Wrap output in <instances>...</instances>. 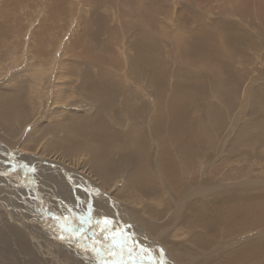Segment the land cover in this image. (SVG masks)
<instances>
[{
  "label": "bare ground",
  "instance_id": "bare-ground-1",
  "mask_svg": "<svg viewBox=\"0 0 264 264\" xmlns=\"http://www.w3.org/2000/svg\"><path fill=\"white\" fill-rule=\"evenodd\" d=\"M136 1H139L138 6L125 12V15L134 19L132 21L134 34L132 32L129 37L132 39L130 49L135 53V56H131L130 63L124 60L122 75L119 72L107 74L100 71L95 76L87 70H80L74 75L76 84L72 83L73 86L69 85L68 87H64L63 84L58 85L54 103L69 100L74 102L70 103L67 110L59 112L58 120H53L57 121V127L49 126L43 122L37 123L33 125L34 129H32L35 132L33 133L31 130L33 134L29 133V136L25 135L21 138L23 129L33 123L39 113L41 116L46 115V111L38 112L39 106H34L36 109H32L33 101L36 100L37 96L35 84L42 74L40 69L34 68L27 73V77L34 84L28 94L31 100L25 95L24 90H27L25 86L23 89L21 85H18L10 90L0 91V172L9 173L5 177L0 175V205L3 212L0 213L6 214V211L8 212L9 209L4 203H12L8 195H14L11 190H16L14 185L17 181L20 182L17 184L19 188L28 189L36 184L42 190H44V181H46L53 185L52 190L50 189L51 192L55 191L59 187L58 185L69 187L68 193L72 197L70 198L71 202L66 203H69V210L72 213L66 211L65 213L69 214L71 219L74 216V211L77 213L79 227L86 226L82 219L89 226L87 229L75 228L66 219H62L65 223L64 227L86 233L77 237L73 232L58 229V240L66 239L81 253L94 257L93 259H100L98 263L101 261L103 264L137 263V259L133 261L130 257H128L129 260H126V257H118L119 253L118 258H114L115 260L106 256L107 251L113 250L112 248L116 245L127 252H130L127 247L138 251L135 241L138 244L150 243L151 247H156L159 253L155 237L161 238V228L166 227L168 229L171 219L174 218L179 223H183L184 228L192 231L188 238L190 245L196 249L201 248L198 256H185L191 264H264V239L251 240V242L242 243L243 245L240 246H238V242L241 239H236L214 249L215 244L222 243L221 236L218 234L222 228L230 230L236 225L237 227L233 231L241 236L248 234L246 239L264 236V190L256 191L257 193H251L244 197L243 194L240 195L241 197H236L233 195V188L229 186L227 193L226 189L222 190L221 193L224 194L216 195V198L207 204H200L198 207L196 203H190L187 206V214L183 215L180 214L182 205L191 201L190 195L193 196V199L200 196L204 192L205 186L204 183L199 184L198 180H189L190 184L185 181L187 184L183 187L184 191L180 194L176 193L179 201L173 205V215L162 223L159 231H156L159 229L156 220L169 209L168 203L172 202L164 200L161 204L162 211L160 214L155 210L156 204L150 203L152 200L162 197L163 195H160L163 192L169 198V191L178 189L185 171L187 170L189 175L195 169L196 163H193V159L198 158L199 150L213 151L214 143L223 132L226 134V140L233 138V136L235 139L232 143L223 142L222 145L228 144L229 148L220 151L224 150L233 155L237 152L235 151L237 147L251 148V150H255L254 156L253 154L249 155L250 153H244L243 156L248 161L262 159L260 155H264V118L240 123L236 129L232 127V122L228 121V113L241 99L243 101L249 100L254 112L264 109V81L260 77L254 81L251 78L254 76L252 75L254 71L248 74L237 72V62L231 58L222 43L223 33H228L226 38L228 44H233L235 41L243 43L244 40L241 36H244L245 33L238 32L232 25H224L219 20L206 23L203 19L194 20L190 27L179 26L177 23L175 25L177 29L168 33L169 31L167 32L165 29L166 26L150 18V16V19L146 20L150 10L146 8L144 1L147 3L152 1ZM104 7L105 10L102 12L94 8L89 15L88 26L92 31L87 36L92 41H97L104 34L110 22L111 16L108 14L112 12L109 13L107 6ZM128 39H124L123 43ZM204 40L211 47L208 53H204L206 47L203 43ZM248 41L250 38L246 40V42ZM167 42L171 43L172 48H169ZM169 50H172L173 55L176 56L175 61L171 58ZM233 58L239 59L235 58L234 55ZM127 72L135 77L137 84L128 78ZM206 72L209 73L207 78L204 76ZM53 78L50 76L47 83L54 82ZM117 79L123 80L124 84ZM75 109H79L77 110L79 113H75ZM47 123H50V120L49 122L47 120ZM45 139L48 140L47 143L44 142ZM56 149L58 150V158L66 159L67 167L54 165L43 159L44 155H53L52 153H55ZM220 151L218 155L208 157L206 162L217 159L218 165L213 169V172L219 176L222 174L220 179L231 182L236 177H231V174H226L223 171L220 173L224 167V162L220 157L222 152ZM183 163L188 164L189 167L184 166ZM228 163H232V160L228 159ZM52 164L55 169L60 170L63 167L81 179H84L80 176L81 174L87 177L88 180L86 181L89 186L97 189V194L100 196L111 192L110 200L81 199L82 193L78 187L73 186L71 179L67 185L62 178L63 176L58 174L57 178L52 175L53 172L48 168ZM249 169L244 167L239 176L250 175L252 172ZM120 177L123 181V187L116 189L113 181ZM91 184L95 187H92ZM157 184L162 185L161 188L164 189L158 190ZM166 186L170 190L165 188ZM244 189L249 190L247 187ZM241 191H243L242 188ZM18 192L20 195L29 196L26 191L19 190ZM136 192L144 194L150 199L145 200L142 196V200H140ZM217 192L216 189L215 193ZM52 193L61 196V198L58 196V205L61 201L64 203L66 200V196L60 192ZM6 197L8 198L4 199ZM95 201L102 211L97 210ZM121 202L126 204V211L120 209L118 205L113 206L115 204L122 205ZM16 204L23 212L22 206L18 202ZM27 209L36 211L33 207H27ZM137 209L139 211L144 209L153 220L143 221L138 218L136 216ZM105 210L108 212L107 215H105ZM37 211L36 214L47 216L46 213ZM111 212H119L121 217H116ZM65 213L62 216L67 218ZM122 214L127 218L122 217ZM138 214L141 216L139 212ZM22 217L21 214V219ZM103 218L110 220L111 224L103 225ZM114 218L119 219L121 223ZM201 219L206 220L209 224L205 229L207 233L202 229ZM114 220L116 221L115 224L113 223ZM238 220L240 223L237 225L235 222ZM31 221L33 220L31 219ZM118 222L126 227L128 230L126 233ZM3 224L0 223V227H4L5 230L0 234L8 233L10 230L6 222ZM228 224L234 225L226 226ZM148 231L152 232H149L151 235H148ZM120 233L122 235H118ZM187 233L182 234L179 230L176 231L174 237L182 239V236ZM137 234L140 235L139 238ZM88 236L93 242L91 247L97 250V254L93 251L85 252L87 244L83 240L87 239ZM149 236L152 237L149 238ZM38 239V237L32 236V239L29 240L27 237V243L25 235H22L21 242L28 251L35 255L34 241ZM246 239L243 240L246 241ZM197 241L200 242V245ZM227 247H230L231 250L226 249ZM170 251L173 258H180L184 255V248L181 244L170 246ZM150 252L158 258L160 263L165 262L164 256L160 253H153L151 249L150 251L137 252V254L151 258ZM161 256L162 260L160 259ZM166 261L167 264H171L167 259ZM60 262H62L61 259ZM63 262L66 263L69 260L63 259Z\"/></svg>",
  "mask_w": 264,
  "mask_h": 264
},
{
  "label": "rangeland",
  "instance_id": "rangeland-1",
  "mask_svg": "<svg viewBox=\"0 0 264 264\" xmlns=\"http://www.w3.org/2000/svg\"><path fill=\"white\" fill-rule=\"evenodd\" d=\"M151 1L152 2H148V3L144 1V4L146 3L145 4L146 8L150 10L148 16L146 17V20L152 18L155 21L163 24L164 26H166L165 27L166 31L167 32L169 31L168 33H171L173 32L174 29H177L175 28V25L177 23L179 26L186 25V27L188 26L190 27V25H192L194 20H200V19H203L206 23L219 20V22H221L224 25L227 26L232 25L234 28H236L238 32L239 31L244 32L245 35L241 36V38L244 40L243 43L240 41H235L233 44H228L226 41L228 33H223L224 38L222 40V43L224 47L228 50L231 58L237 62V68H236L237 72H245L246 74H248L251 71H254V73L252 74L254 76H251V78L253 80L254 79L257 80V78L260 77V79L264 81V0H151ZM138 2L139 1L136 0H0V91L1 90L7 91L10 90L12 87L18 85H21V88L23 89V86H25L27 87V90H24L25 95H27L28 99L31 100L28 94L31 86L34 84L31 83L30 79L27 77V73L34 68H38L42 71L41 76L38 78L35 84V90L37 92V96H36V100L33 101L32 109L33 110L36 109L34 108V106L35 107L39 106L40 109L38 110V112L40 111L42 113V111H46V115L41 116V114L39 113L38 116L35 118L34 122L27 125L23 129L21 133V138H23L25 135L29 136L31 130L34 129L33 125L37 123L43 122L49 126L57 127V121H53V120L54 119L58 120L59 112L62 110H67L68 107H70L69 106L70 103H73L74 101L69 100L70 102L64 101V102L54 103L55 94L57 91L56 87H58V85L60 84L61 85L63 84L64 87H68L69 85L73 86L72 83L76 84L74 82V75H76L78 71L87 70L88 72L94 74L95 76H97L98 72L100 71L105 72L107 74H116V72L117 73L119 72L121 75L123 74L124 60L130 63L131 56H135V53L130 49V44L132 39L129 37L132 32L134 34L133 25H132V21H134V19L129 15H125V12L127 10H132L136 8L138 6ZM166 2L167 4H165ZM104 6H107V10L109 11V13L112 12L111 14H108L109 16H111L110 22L104 34H102L97 41H92L87 36V34H89L92 31V29L88 26L89 15L92 13V10L94 8H97V10L100 12L104 11L105 10ZM140 8L143 9L142 6H140ZM168 16H170L169 19ZM126 38L129 39L125 43H123L124 39ZM248 38H250V41L246 42ZM232 41H234L233 38ZM203 43L206 45V47L204 48V53H208L209 52L208 50L211 47L207 45L206 40H204ZM166 44L169 46V48H172L170 42H167ZM169 52L171 53V58L175 61L176 56L173 55V51L169 50ZM233 55L235 56V58H239V59H234ZM126 75H128V78L137 84L135 77L130 75V72H127ZM50 76H52V78L54 77L53 78L54 82L50 81L47 83V81L50 80ZM204 76L206 78L209 77V73L206 72ZM117 81L124 84L123 80L117 79ZM30 94L33 93L30 92ZM37 100L40 101L38 102ZM45 102L47 103L44 104ZM75 110H76L75 113H79L77 112V110L79 109H75ZM263 118H264V109H260L257 112H254L251 107V102L249 100L243 101V99L237 101L236 106L232 109V111L228 113V121L232 122V127H234V129H236L240 125V123L250 122L252 119H263ZM47 120L48 122L50 120V123H47ZM32 132L34 133L35 130L34 131L32 130ZM234 139L235 138L233 136V138H229L228 140H226V134L225 132H223L220 138L214 143L213 151L205 152L204 150L200 149L198 158L193 159V163H196L195 169L191 171L189 175L187 173V170L185 171L184 169L186 173L184 174L183 171L184 176L182 177L183 178L182 181H180V186L178 187V189L177 190L171 189V191H169L170 194L169 198L166 197L167 195L163 194L164 193L163 192L160 196L163 195L164 197L162 196L159 199L152 200L150 202L152 204H156L155 210L158 214H160L162 211L161 204L163 203L164 200L165 201L167 200L168 202L170 200L172 202V203H168L169 209L156 220L157 225L159 226V229L156 231H159L162 223H164V221H167L170 218V216L173 215L172 214L174 212L173 205L176 204V201H179V197L176 193L177 192L178 194H180V192L182 193L184 191L183 190L184 185L187 183L190 184L189 180H198L197 182L199 184L204 183L205 184L204 192L200 196H196L195 199H193V196L190 195L191 201H187L185 204L182 205V211L180 214L183 215L187 214V208H188L187 206L190 203L191 204L196 203L198 207H200V204L202 205L207 204V202L213 201L216 198V195L224 194L221 193L222 190L226 189V193H227V188L229 186L233 188V195L236 197H241L240 195L242 194L244 197L250 195L251 193H257L256 191L264 190V160H263L264 155L263 156L260 155V158H262L260 160L255 161V159H253L252 161H248V159H246V157H244L243 154L250 153L249 155L253 154L254 156L255 150H251V148L246 149L244 147L235 148V151L237 152L234 153L233 155L228 154L224 150H227L229 148V145L228 144L222 145V143L225 141H227L228 143H232L234 142ZM44 142L47 143L48 140L45 139ZM221 149L224 150L220 151ZM219 151L222 152L220 154V157L224 162V167L222 168V170H220V173L221 171H223L226 174H231L232 175L231 177H236V179H234L231 182L220 179L222 174L219 176L213 172V169L216 167V165H218L217 159H214L212 162L211 161L206 162V159L208 157H213L218 155ZM52 154L54 156L44 155L43 159L47 162L53 163L54 165L67 167L68 163L66 159L58 158L57 149L55 150V153L53 152ZM228 159H231L232 163H228ZM183 165L189 167V165L186 163H183ZM244 167L250 168L249 171H251L252 173L250 175H245L244 177L239 176L241 170H244ZM48 168L51 170V172H53L52 174L53 176L57 178H58V174L59 176H63L62 178L65 180V183H67V185L68 182L66 178H69V180L71 179L70 181L72 182L73 186H76L80 190H82L83 193L81 195L78 193V195L82 197L81 199L84 200L86 198V199H98L101 201H107V200L109 201L108 198H105L97 194V192L95 191L97 189L91 188L86 181L88 180V178L83 176L82 174L80 176L84 179H81L79 176H76L75 173H70V175L69 174L67 175L65 172L59 171L60 173H62L60 174L58 173L57 168L56 169L54 167H48ZM56 171L57 173H55ZM73 177L76 179H74ZM185 181L188 182L186 183ZM18 183L20 184V182L17 181V183L14 185L17 191L11 190L14 193L13 195L14 199L12 200V203L11 204L6 203L7 205L4 203V205L9 209L8 212L6 211L7 215L5 213L1 214L3 212L1 211L2 206L0 205L1 208L0 223L3 224L4 222H6L10 229L8 233L0 234V244H2L0 245V264H19V263L20 264L21 263L22 264H59V263L103 264L102 261L101 263H98L100 262L99 261L100 259L98 258L93 259L94 257H90L83 252L81 253L80 250L74 248L73 244H71L66 239L64 238H61L59 240L56 239V237L58 238V229H64V230L69 229L63 226L65 223L62 220L58 219L57 216L56 217L54 216V214L62 215L65 213V211L72 213L71 210H69V203H66V202H71L70 198L72 197L68 193V191L70 190L69 187L58 185L59 187L56 188L55 191H52V192L58 191V193L60 192L61 194L66 196V200L64 201V203L61 201V203H59L60 205H58V196L60 198L61 196L59 194L57 195L51 192L53 186L52 184H49L48 182L44 181L45 183V186L43 187L44 190H39V187H37L36 184L32 186L33 189L32 187L28 189H24V188H19V186L17 185ZM113 184L114 187L116 186V189L123 187V181L121 177L113 181ZM91 185L92 187H95L93 184ZM159 185L160 184L156 185L157 186L156 188L158 190L164 189L161 188L162 185L160 186ZM186 187L188 186L186 185ZM245 187L249 188V190H245L244 189ZM165 188L168 187L166 186ZM241 188L243 189V191H241ZM216 189L218 191L217 193H215ZM19 190H22L24 192L26 191V194H28L29 196L26 197L25 195L23 196L18 194L20 193L18 192ZM30 190L35 192V194H33L32 192H28ZM85 191L88 193L86 194ZM136 193L135 194L140 198V200H142L141 198L142 196L144 197L145 200L150 199L147 198V196H145L144 194H141L139 192ZM110 194L111 192L107 193L106 196L109 197ZM35 195L39 196L40 199L42 198L41 202L35 203L36 202ZM53 195L56 196V198H54ZM87 195L93 197H86ZM7 198L8 197L4 199ZM22 198H26V199H22ZM52 199L55 203L52 201ZM83 200L82 202H84ZM16 202H18L22 206L21 209L23 210L24 213L20 211ZM95 205L98 211H102L97 201H95ZM117 205L120 207V209L126 211L127 206L125 203H122L123 206L120 204H115L113 206H117ZM27 207H33L35 208L36 211L28 210ZM41 208L44 210L42 211ZM37 210H39V212L46 213L47 216L45 215L46 216L45 217L40 214L39 215L36 214V212H38ZM49 210H53V213L51 214ZM137 210L138 211H136V216H138V218L142 219L143 221L153 220V218H150L149 215L146 214L144 209H140V211L139 209ZM106 211L107 210H105V212ZM20 212H22V216H23L22 218L23 220L25 219L24 221H22L21 219ZM138 212L141 214V216L138 214ZM111 213L116 217L119 218L121 217L119 215V212L116 213L111 212ZM73 214L74 216L71 217V219L69 214H66L67 218L64 219H66L70 224L74 225L75 228H81V229L89 228L88 224L85 223L84 219H82V222L86 226L79 227V224H77L78 221V217L76 215L77 213L73 211ZM107 214L108 212H106L105 215ZM33 216H37V217L33 218ZM123 216L125 215L122 214V217ZM31 219L33 221L34 219L36 220L33 222L31 221ZM114 219L116 221L117 220L120 221L119 219L116 218ZM140 219L138 220L141 221ZM37 220L41 222L51 221L50 222L51 226L50 227L42 226L37 222ZM114 221L113 223L115 224L116 221L115 222ZM143 221L141 222L144 223ZM177 222H178L177 219L172 218L171 223L168 226V229L166 227L161 228L160 230V234H162L161 238L155 237V239L157 240L158 245L157 244L156 245L158 247L159 253L165 257V262L160 263L158 258L150 252L149 254H152L151 258L150 257L148 258L146 255L142 256L143 258L149 260L150 264H167L166 259L171 264H191V262L188 261L185 256L187 257L194 255L198 256L200 254L201 248L196 249L192 247L189 243L188 238L190 233H192V231H189L186 228H184L182 226L183 223L178 222L177 224ZM200 222L202 223V229L205 231V229L209 226L208 222L204 219H201ZM120 223L119 226H122L125 229L124 233H126L128 230H126V227ZM239 223L240 220L235 222V224L237 225ZM133 225L136 226V224ZM231 225L234 224H228L226 226H231ZM236 227L237 226L234 225L231 228L232 230L231 229L228 230L227 228L220 229L218 231V234H220L221 236L222 243L215 244L214 249L219 248L220 246L229 243L231 241H234L236 239L238 240L241 239L240 241L241 243L238 242V246L249 243L251 242V240L264 239V236L261 237L262 235H260V237L256 236L250 239H246V236L249 235L247 234L246 236L245 235L241 236L238 233L234 232ZM3 230H5V228L0 227V232H2ZM179 230L181 231L182 234H184V232L186 233L188 232V233L186 235H183L182 239H176L174 236L176 235V231ZM74 232H76L75 234L78 233L77 230H74ZM149 232L151 231H148V235H151L152 232L151 233ZM22 235H25V239L27 243H28L27 237L29 240L32 239V236L39 238L38 240L34 241L35 251H36L35 255L33 254V252L28 251L26 246L22 244L21 242ZM137 237L139 238L140 235L137 234ZM150 237L152 236H149V238ZM243 239H246V241H244ZM44 241L48 243L45 244ZM83 242L87 244V248H85V252L93 251L94 253L97 254V250L91 247L93 242H91L89 236L87 239L83 240ZM9 243L11 244V246H9L10 245ZM197 243L200 245L199 241H197ZM3 244L5 245L3 246ZM179 244H181L184 248V255L180 258H173L171 256L170 246H176ZM135 245L138 248V251L131 247H127V249L129 251V249L131 248L130 252L137 256H141L138 255L137 252L147 251V250L150 251V249L153 253L159 254L157 252L156 247H151L150 243L138 244L135 241ZM112 249L119 250L120 248L118 246H115ZM226 249L231 250L230 247H227ZM8 251L10 254L7 253ZM13 252L16 254H14ZM25 253L27 254L25 255ZM113 255L116 256L114 257ZM117 255H118L117 251L114 252V254H106L107 257H110L113 260H115L118 257H122V258L126 257L125 259L129 260L128 256L124 252L123 253L120 252L119 253L120 256L118 255V257ZM10 256L12 257L10 258ZM162 256L160 258L161 260H162ZM60 259L62 262H60ZM63 259L64 260L67 259L69 260V262L65 263L63 262ZM136 261L137 263H133V264H145L144 261L142 262L139 260Z\"/></svg>",
  "mask_w": 264,
  "mask_h": 264
},
{
  "label": "water",
  "instance_id": "water-1",
  "mask_svg": "<svg viewBox=\"0 0 264 264\" xmlns=\"http://www.w3.org/2000/svg\"><path fill=\"white\" fill-rule=\"evenodd\" d=\"M50 167H54L53 166V164L52 165H50ZM61 168V167H60ZM58 169V168H57ZM59 171H61V172H65L67 175L68 174H70V173H72L71 171H68V170H66L65 168H61L60 170L58 169V172ZM55 173H57V171L55 172ZM0 175H3L4 177L5 176H8L9 175V173H1L0 172ZM66 180H67V182L69 181V178H66ZM39 190H42L41 188H39ZM96 192H98L97 190H95ZM28 192H32V190H30V191H28ZM80 192L81 193H83L82 192V190H80ZM33 194H35V192H32ZM101 194V193H100ZM102 196L103 197H105V198H108L109 200H110V198L108 197V196H106V195H103L102 194ZM8 197L11 199V200H13L14 199V196L12 195V194H9L8 195ZM87 197H93V196H89V195H87ZM35 198H36V203H38V202H41V199L39 198V196H37V195H35ZM112 204V203H111ZM21 211V210H20ZM50 211V213L52 214L53 213V210H49ZM20 214H22V212H20ZM54 216L56 217H58V219H60V220H62V219H64V217L62 216V215H60V214H54ZM34 218H36V216H33ZM23 219V218H22ZM24 221V220H23ZM63 221V220H62ZM37 222L39 223V224H41V225H43V226H46V227H50L51 226V224H50V222H41V221H39V220H37ZM64 222V221H63ZM124 226V225H123ZM66 231H68V232H73L74 234H75V232H74V230H70V228L68 229V230H66ZM78 231V230H77ZM86 232H80V231H78V233L77 234H75L77 237H81L82 235H84ZM71 234V233H70ZM56 239H58V238H56ZM116 246H118V245H116ZM118 252V253H120V252H124L128 257H130L133 261H134V259H137V260H139V261H144L145 262V264H150V261L149 260H147V259H145V258H143L142 256H137V255H134V254H132L131 252H127L126 250H123V248H120L119 250H108L107 251V253L106 254H113L114 252Z\"/></svg>",
  "mask_w": 264,
  "mask_h": 264
},
{
  "label": "snow or ice",
  "instance_id": "snow-or-ice-1",
  "mask_svg": "<svg viewBox=\"0 0 264 264\" xmlns=\"http://www.w3.org/2000/svg\"><path fill=\"white\" fill-rule=\"evenodd\" d=\"M33 171H34V169H33ZM102 223H103V225L107 226V225L111 224V221L108 220L107 218H103ZM118 235H122V233H120ZM105 239H107V237H105ZM129 251H131V249H129Z\"/></svg>",
  "mask_w": 264,
  "mask_h": 264
}]
</instances>
